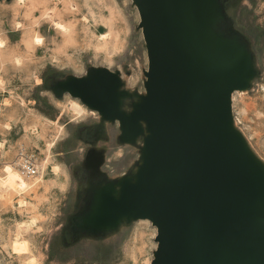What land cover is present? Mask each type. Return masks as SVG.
<instances>
[{"label": "rangeland", "instance_id": "rangeland-1", "mask_svg": "<svg viewBox=\"0 0 264 264\" xmlns=\"http://www.w3.org/2000/svg\"><path fill=\"white\" fill-rule=\"evenodd\" d=\"M24 2L0 0V264H151L157 248L151 221L90 222L101 189L118 187L140 166L145 133L125 139L118 120L59 88L107 68L123 82L121 108L130 112L140 102L148 57L137 6L134 0ZM44 10L52 11L50 19ZM209 26L253 64L249 86L232 94V117L264 166V0H211ZM69 100L84 107L82 115L67 109ZM90 151L101 155L96 167L87 162ZM20 157L35 162L36 176L20 174Z\"/></svg>", "mask_w": 264, "mask_h": 264}, {"label": "water", "instance_id": "water-1", "mask_svg": "<svg viewBox=\"0 0 264 264\" xmlns=\"http://www.w3.org/2000/svg\"><path fill=\"white\" fill-rule=\"evenodd\" d=\"M134 3L148 57L139 108L140 102L130 112L120 107L126 91L107 68L59 84L103 118L118 120L123 137L145 133L140 121L149 131L138 179L123 184L119 197L103 194L90 222L110 227L127 214L151 221L157 230L151 264H264V222L254 210L264 198V166L229 128L232 94L254 76L251 59L224 68L236 50L243 53L234 42L200 45L203 6L207 31L220 37L208 27L211 0Z\"/></svg>", "mask_w": 264, "mask_h": 264}, {"label": "bare ground", "instance_id": "bare-ground-1", "mask_svg": "<svg viewBox=\"0 0 264 264\" xmlns=\"http://www.w3.org/2000/svg\"><path fill=\"white\" fill-rule=\"evenodd\" d=\"M17 3L19 4H24V0H16ZM207 10H208V7L207 6H203L202 8H200V13H201V16H202V24H201V38L199 40L200 42V45L203 46L204 48L206 49H209L211 47H215V46H218V45H226V46H233L232 43L227 40V39H224V38H219V37H216L214 35H211L207 32L206 30V20H207ZM52 13L51 10H44L42 12V15L44 18H51L52 16L50 15ZM52 22L54 23V25L58 28H61L63 29V32L64 31H67V28L65 27V25H62L61 23H59L58 21H53ZM40 41L41 39L39 37H35L34 39V42L37 43V44H40ZM3 46V42L0 40V48ZM247 60V57L245 56V54L243 53H239L238 50H236V52L234 53L233 57L229 60H226L224 61L223 63V66L224 68H236L241 62ZM253 68V67H252ZM254 73L253 69H252V74ZM250 78L251 77H248L246 78V82H247V86L249 85V82H250ZM244 89V88H243ZM125 95H128V93ZM142 102H143V98H142ZM140 102L138 105H137V108H139V105L142 103ZM119 104H120V107L123 105V95L119 97ZM67 109L71 110L75 115H82V113L84 112V107L77 101L75 100H69V102L67 103ZM130 115V113H128ZM140 126H141V131L145 132L146 133V137H145V140L142 142L143 143V150H142V161H141V164H140V167L136 170L135 172V178L134 180H132L131 178H126L124 179L121 184H120V187L119 188H116L115 186L113 185H107L105 187L102 188V194L99 196V198L97 199V202H96V205L94 207V210H93V215L94 216L97 212V209L99 207V204L101 202V196L103 194H112L116 197H119V193H120V188L122 187L123 184L125 183H134L138 177H139V174L144 166V161H145V158H146V155H147V147H146V138L147 136L149 135V131L147 129V126H145L144 122L143 121H140ZM229 128L230 130H232L233 132L234 129H233V119L231 117V120H230V123H229ZM237 133V132H235ZM245 147V150L246 152L251 156V158L256 162L255 158L251 155V150L250 148L248 147V144L245 140V138L243 137V135L237 133ZM124 138L127 139V140H132L135 138V136L133 137H127L124 135ZM51 143L48 145V147H51ZM48 161V156L46 158V160L43 162V165H45ZM101 161V155L99 152H96V151H90L87 155V162L88 164L96 167L99 165ZM260 168V172H261V176H262V180H263V184H264V168L263 167H259ZM14 168H12L11 166H6L5 167V170L4 172L7 174V176H10L13 172ZM20 174L22 175V173L20 172ZM38 179H36L34 182L30 183L27 187H25L24 189L27 190L31 187H33L35 184H36V181ZM101 192V191H100ZM254 210H255V213L257 214L258 218L260 219V221L264 222V198H258L255 203H254ZM130 216H134L132 214H127L125 215L124 217H122L120 220L124 219V218H128Z\"/></svg>", "mask_w": 264, "mask_h": 264}, {"label": "built area", "instance_id": "built-area-1", "mask_svg": "<svg viewBox=\"0 0 264 264\" xmlns=\"http://www.w3.org/2000/svg\"><path fill=\"white\" fill-rule=\"evenodd\" d=\"M19 166L20 172L25 177L32 178L38 174L37 165L28 158L20 157Z\"/></svg>", "mask_w": 264, "mask_h": 264}]
</instances>
